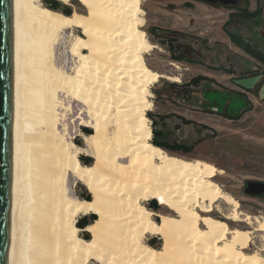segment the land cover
I'll use <instances>...</instances> for the list:
<instances>
[{"label":"bare ground","instance_id":"obj_1","mask_svg":"<svg viewBox=\"0 0 264 264\" xmlns=\"http://www.w3.org/2000/svg\"><path fill=\"white\" fill-rule=\"evenodd\" d=\"M76 1L80 8L67 16L39 0H12L8 264H264V246L244 253L251 232L230 230L209 216L222 201L231 207L226 220L251 222L211 181L219 171L169 156L151 141L146 111L160 75L144 60L152 46L141 30L142 0ZM61 39L68 52L59 59L71 75L53 59ZM58 94L69 102L60 106ZM59 106L69 122L62 132ZM90 130L86 146L94 162L86 165L75 138ZM71 178L92 200L68 191ZM152 201L162 213L149 210ZM87 215L97 217L83 229L88 240L77 226ZM254 232L264 233V221ZM157 236L160 249L153 244Z\"/></svg>","mask_w":264,"mask_h":264},{"label":"rangeland","instance_id":"obj_2","mask_svg":"<svg viewBox=\"0 0 264 264\" xmlns=\"http://www.w3.org/2000/svg\"><path fill=\"white\" fill-rule=\"evenodd\" d=\"M39 1L64 8L67 16L80 8L76 0L68 5L59 0ZM237 1L242 9L248 2V13H260L247 19L242 12L221 4L207 5L195 0L141 1L144 12L141 30L152 46L144 55L145 64L160 75L150 88L152 106L146 116L152 143L163 144L165 149H161L169 156L199 160L219 171L211 181L238 203L241 219L248 216L251 222L235 225L226 220L231 207L222 201H218L209 216L226 223L230 230L251 232L244 253L252 254L264 246V233L254 232L255 226L264 221V194H246L248 183L264 184V89L257 82L253 89L245 90L237 82L255 77L263 66L233 44L229 36L239 37L264 55V14L251 0ZM65 41L61 39V46L59 43L55 46L53 59L57 67L71 75L69 67L59 59V55L68 52ZM57 97L58 101L61 99L60 106L69 102L62 94ZM59 107L60 115L63 109ZM64 112L57 118V124L62 123L57 125L59 132L69 124ZM92 133L90 130L75 138L79 158L86 165L94 162L86 146ZM68 186V191L78 199L92 200L81 183L71 178ZM149 210L162 213L157 201L150 202ZM82 230L80 236L84 234L90 239V234ZM162 243L158 236L153 242L157 249ZM260 254L264 257V253Z\"/></svg>","mask_w":264,"mask_h":264},{"label":"water","instance_id":"obj_3","mask_svg":"<svg viewBox=\"0 0 264 264\" xmlns=\"http://www.w3.org/2000/svg\"><path fill=\"white\" fill-rule=\"evenodd\" d=\"M207 5L234 7L237 0H195ZM14 44L12 0H0V264H8L13 183ZM260 76L239 80L251 90ZM246 194H264V184L248 183Z\"/></svg>","mask_w":264,"mask_h":264},{"label":"trees","instance_id":"obj_4","mask_svg":"<svg viewBox=\"0 0 264 264\" xmlns=\"http://www.w3.org/2000/svg\"><path fill=\"white\" fill-rule=\"evenodd\" d=\"M247 6H248V2H246L244 9L240 8L238 6V4L236 6H234V7H231V9L236 10L238 12H242V17L247 18V19L257 15L258 13H260V12L248 13V9H247L248 7ZM57 8L54 7V6L52 7L53 10H56ZM229 37H230V39H231L233 44H235L244 53H246L248 56H250L251 58H253L257 62H259L263 66V70L260 73H257L255 77H258V76L261 77V79L259 81V84H260L259 86L261 87L260 89H264V55L261 52H258L254 48L250 47L248 44H246L244 41H242L239 37L234 36V35H230ZM177 61H179V60H177ZM251 78H253V77H251ZM263 98H264V93H263ZM153 144L155 146L159 147V148L165 149V147L161 143H157V142L154 141ZM86 200L89 201L90 199H86ZM95 219H96V217L94 215H92L91 217H83L77 223V226L80 229H85Z\"/></svg>","mask_w":264,"mask_h":264},{"label":"crops","instance_id":"obj_5","mask_svg":"<svg viewBox=\"0 0 264 264\" xmlns=\"http://www.w3.org/2000/svg\"><path fill=\"white\" fill-rule=\"evenodd\" d=\"M251 1H253L255 5L258 6L261 9L262 13L264 14V0H251Z\"/></svg>","mask_w":264,"mask_h":264}]
</instances>
